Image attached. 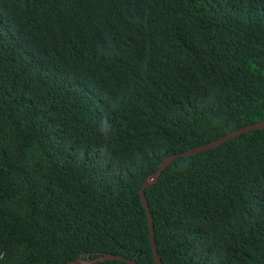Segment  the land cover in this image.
<instances>
[{
    "label": "trees",
    "instance_id": "1",
    "mask_svg": "<svg viewBox=\"0 0 264 264\" xmlns=\"http://www.w3.org/2000/svg\"><path fill=\"white\" fill-rule=\"evenodd\" d=\"M260 120L264 0H0V264H157L144 182ZM144 192L163 264H264V128Z\"/></svg>",
    "mask_w": 264,
    "mask_h": 264
},
{
    "label": "water",
    "instance_id": "2",
    "mask_svg": "<svg viewBox=\"0 0 264 264\" xmlns=\"http://www.w3.org/2000/svg\"><path fill=\"white\" fill-rule=\"evenodd\" d=\"M256 128H264V120L255 121V122H252L250 124H246L244 126H241L235 130H232V131L218 137L217 139L211 140L209 142H206V143L198 145V146L188 148V149L183 150L179 153L167 155L164 158V160L160 163V165L156 169V171H154L148 177V179L144 182L143 186L139 190V194H140L142 204L146 209L148 226H149V233H150V239H151V245H152V252H153V255H154V258H155V261L157 264H163V263L161 262V260L158 256V251H157V247H156V243H155V232H154L153 217H152V214L150 212L149 204H148V201H147L146 196H145V192H144L145 187H147L149 184L155 182L157 180V178L160 176L162 170L166 166H168L170 164V162L173 159H175L176 157L190 155V154H193L196 152H200V151L215 147V146L220 145L221 143L227 141L228 139H230V138H232L238 134H241L243 132H246V131H249L252 129H256ZM84 256H86V258H82V256L77 257L75 259L68 261L67 264H91V263L109 260V259H119V260L127 262L128 264H138L134 258H127V257H123L120 255H115L112 253H102V254H98L95 257H90V254L86 253V254H84Z\"/></svg>",
    "mask_w": 264,
    "mask_h": 264
},
{
    "label": "clouds",
    "instance_id": "3",
    "mask_svg": "<svg viewBox=\"0 0 264 264\" xmlns=\"http://www.w3.org/2000/svg\"><path fill=\"white\" fill-rule=\"evenodd\" d=\"M98 128L105 138V144L101 145L99 151L104 153L108 149V141H110L111 135L114 133V126L110 118L105 115L98 121Z\"/></svg>",
    "mask_w": 264,
    "mask_h": 264
}]
</instances>
